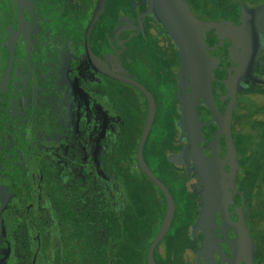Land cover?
<instances>
[{
  "label": "flooded vegetation",
  "instance_id": "flooded-vegetation-1",
  "mask_svg": "<svg viewBox=\"0 0 264 264\" xmlns=\"http://www.w3.org/2000/svg\"><path fill=\"white\" fill-rule=\"evenodd\" d=\"M197 1L215 3L198 11L207 55L180 75L148 0H104L87 49L108 76L85 48L97 0H0V264H146L165 199L137 165L130 81L155 104L142 154L174 202L155 263L264 264V0Z\"/></svg>",
  "mask_w": 264,
  "mask_h": 264
},
{
  "label": "water",
  "instance_id": "water-1",
  "mask_svg": "<svg viewBox=\"0 0 264 264\" xmlns=\"http://www.w3.org/2000/svg\"><path fill=\"white\" fill-rule=\"evenodd\" d=\"M103 3L104 0H97L91 19L85 28L84 41L86 52L91 56V62H93L95 70L101 72L102 74L110 76L108 74L110 73V71L107 69V67L100 60L92 56L87 49V39L89 30L93 22L97 19L99 13L101 12ZM150 7L151 11L155 12L158 19L162 22L167 33L174 39V41L179 47V53L181 56V75L187 66L188 59L197 63L201 60V57L207 55V52L205 51L202 44L201 35L203 30H205L209 26L206 24L198 23V21H196L191 15V13L185 8V6L182 5L181 0H151ZM130 83L134 84L140 91H142L147 100L144 124L136 148L137 165L141 172L157 185L165 199V210L160 227L156 235L154 236L152 242L150 243L146 254V264H156L153 259V250L158 244V242L166 235L169 229L174 214V202L164 184L152 174V172L146 165L142 154L144 142L152 125L155 113V104L153 102L152 97L141 86L131 81ZM193 111L194 109L190 110V108L187 106L182 109V117L180 120L181 124L184 122L185 119H187L188 115L189 117L192 115ZM182 129L185 131L183 124ZM188 134L190 137L193 138V134L190 130H188ZM195 135L199 136V127L197 128ZM197 150H199V146H196V151ZM200 159L201 160L198 161V180L201 181L203 178L209 181V179L207 178L208 175L206 170H210V167L208 166V164L205 163L204 156L202 155V153ZM201 216L202 214L198 216L195 221V225L200 222Z\"/></svg>",
  "mask_w": 264,
  "mask_h": 264
},
{
  "label": "rangeland",
  "instance_id": "rangeland-1",
  "mask_svg": "<svg viewBox=\"0 0 264 264\" xmlns=\"http://www.w3.org/2000/svg\"><path fill=\"white\" fill-rule=\"evenodd\" d=\"M149 2H148V7H149V9L151 8L150 6H151V0H148ZM190 1L189 0H181V3H182V5H184L185 6V8L191 13V15L193 16V18L196 20V21H198V23H202V24H206V25H208V26H211L212 24H209V23H204V21H203V19L202 20H200V19H198V17H200V16H203L201 13L204 11V9H203V4H206V6H207V8H208V11H210L211 10V8H210V6L209 5H214L215 3H212L211 1H191V3H189ZM160 4H161V2H160ZM220 4H221V2H220ZM190 7H192V9L194 10V11H196V13L194 14L193 12H192V9L190 8ZM177 8H178V6H177ZM242 10H243V12H242ZM201 12V13H199V12ZM246 11V9H241V15H242V17H245L246 15H244L243 13ZM248 11V10H247ZM246 11V12H247ZM212 14H216V13H213V11H211L210 13H208V17H211L212 16ZM207 26V27H208ZM239 111H240V108H239ZM133 259V256H131V260Z\"/></svg>",
  "mask_w": 264,
  "mask_h": 264
},
{
  "label": "crops",
  "instance_id": "crops-1",
  "mask_svg": "<svg viewBox=\"0 0 264 264\" xmlns=\"http://www.w3.org/2000/svg\"><path fill=\"white\" fill-rule=\"evenodd\" d=\"M199 127V124H198V126H197V128ZM197 130V129H196ZM196 130H194V131H192L191 133L193 134V137H195V138H199V136H196L195 135V132H196ZM199 135H200V127H199ZM192 138V137H191ZM203 155V154H202ZM204 156V155H203ZM154 207H156V205H154ZM154 210H156V208H154ZM183 219V220H186L185 219V217H180L179 219H178V221H180V219ZM138 221H139V218L136 216H134V217H132L131 218V227L132 226H136V227H139V223H138ZM187 221V220H186ZM181 223L180 222H177V229H180L179 228V225H180ZM186 227V226H185ZM185 227L183 226L182 227V229H185ZM133 228V227H132ZM185 232V231H184ZM183 232V234H182V236L180 237V238H183V236L185 235V233ZM164 241H166V239L164 240ZM164 241H163V243H164ZM150 241H148V243H149ZM147 243V244H148ZM165 244V243H164ZM169 245V247L171 248V249H173L174 247H172L171 246V242H169L166 246H168ZM131 252H138V248L137 249H133V248H131ZM131 254H133V253H131ZM132 256H134V255H132ZM130 259H131V256H130ZM134 259V258H133ZM133 259L131 260V261H133ZM143 262H142V257H141V260H140V263L139 264H142Z\"/></svg>",
  "mask_w": 264,
  "mask_h": 264
},
{
  "label": "trees",
  "instance_id": "trees-1",
  "mask_svg": "<svg viewBox=\"0 0 264 264\" xmlns=\"http://www.w3.org/2000/svg\"><path fill=\"white\" fill-rule=\"evenodd\" d=\"M170 181L172 182V184L175 186V188L177 189L178 191V194L181 195L180 193H182V191H180V188H179V184L175 181V180H172L171 178H169ZM180 222L181 224L179 225V228L182 229V227L184 226H187V222L186 220H183L182 218L180 219Z\"/></svg>",
  "mask_w": 264,
  "mask_h": 264
}]
</instances>
